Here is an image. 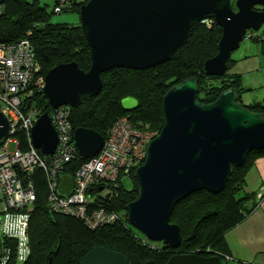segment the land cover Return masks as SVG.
Returning <instances> with one entry per match:
<instances>
[{"label":"water","instance_id":"obj_1","mask_svg":"<svg viewBox=\"0 0 264 264\" xmlns=\"http://www.w3.org/2000/svg\"><path fill=\"white\" fill-rule=\"evenodd\" d=\"M4 0H0V5ZM258 7V9H255ZM78 28L89 53V68L74 62L59 64L44 75L41 94L50 109L77 107L101 89L100 74L121 68L142 71L168 60L202 20L221 30L217 53L205 60L202 72L221 77L229 55L246 31L264 23V0H88L78 9ZM196 78L171 86L162 96L163 125L147 143L141 165L133 171L137 197L124 207L126 222L152 243L178 247V227L169 223L173 207L198 191L218 194L250 151L264 150V113L249 111L238 101L235 89L219 93L210 103L197 101ZM123 111L137 108L131 97L120 100ZM8 122L0 111V145ZM32 145L41 155H51L56 135L47 112L30 131ZM78 158L94 156L102 136L76 128L72 133ZM72 178L60 177L56 193L68 197ZM78 264H127L119 253L94 247ZM165 264H219L216 255H172Z\"/></svg>","mask_w":264,"mask_h":264},{"label":"trees","instance_id":"obj_2","mask_svg":"<svg viewBox=\"0 0 264 264\" xmlns=\"http://www.w3.org/2000/svg\"><path fill=\"white\" fill-rule=\"evenodd\" d=\"M57 1H54L53 7ZM87 1L65 0L66 7L62 11L78 13L79 7ZM27 32L29 35L25 36ZM220 34V28L213 23L206 27L203 22H199L184 44L164 63L142 71L115 68L100 74L99 93L82 100L77 107L70 108L72 129H89L104 137L116 119L126 117L132 126L146 127L156 135L163 125V94L171 86L190 77L197 80L198 102H213L220 92L233 88L241 103L240 93L244 90L240 87L238 76L228 77L224 74L221 77H208L202 72L203 62L217 53ZM22 38L29 41L42 76L52 67L70 62H74L83 72L89 68L88 48L78 24H51L49 15L43 7L38 6L36 0H4L0 5V43H14ZM251 40L264 57V40L255 36ZM233 63L229 57L226 71ZM207 81L218 82L212 86ZM125 97L137 101L135 110H122L120 100ZM27 106H32L38 114L50 110L45 97L36 91H32L31 97L23 103L22 110ZM244 107L251 112L264 113V99ZM261 156H264V150L247 153L240 167H232L230 177L218 194L203 190L191 193L173 207L169 223L178 227L180 235L179 245L175 249L162 243L149 242L142 235L136 236L127 224L124 207L137 197L134 169L129 172L128 184L120 182L113 197L103 202L106 210L117 213L118 221L94 231L87 230L77 220L50 212L45 204L43 181L37 179L35 200L28 221L29 255L22 264H78L83 255L94 247L121 254L127 264H165L172 255L194 254L206 257L220 254L223 234L248 215L257 204L254 199L252 207L245 205L249 196L242 192L241 187L244 174ZM83 161L76 156L67 164L64 173L73 175ZM4 243L6 241L3 240L1 245ZM6 264H14L12 254Z\"/></svg>","mask_w":264,"mask_h":264},{"label":"built area","instance_id":"obj_3","mask_svg":"<svg viewBox=\"0 0 264 264\" xmlns=\"http://www.w3.org/2000/svg\"><path fill=\"white\" fill-rule=\"evenodd\" d=\"M65 7V0H58L52 13L58 14ZM201 22L206 27L212 23ZM252 32L246 31L242 39L250 41ZM28 35L29 32L25 33ZM43 86L44 76L39 74L29 41L22 38L14 43H0V111L8 122L7 137L0 145V264H6L11 254L14 264H22L28 258L27 232L35 200V180L43 181L45 204L50 212L77 220L90 231L114 224L118 215L106 210L103 202L113 197L131 169L142 164L145 147L155 136L146 127L132 126L126 117L116 119L102 137L99 151L70 175V195L61 197L56 193L58 181L66 174L67 164L78 157L69 121L70 107L59 106L47 112L56 135L51 155H41L31 142L30 131L40 114L30 111L28 106L22 110L32 91L41 92ZM8 144L14 145L12 151ZM263 195L264 190L255 193L256 203ZM3 240L6 243L2 246ZM216 256L219 264L231 262L228 256Z\"/></svg>","mask_w":264,"mask_h":264},{"label":"crops","instance_id":"obj_4","mask_svg":"<svg viewBox=\"0 0 264 264\" xmlns=\"http://www.w3.org/2000/svg\"><path fill=\"white\" fill-rule=\"evenodd\" d=\"M254 45L255 50L249 56L241 54L242 58H231L234 63L225 73L228 77H239L244 90L240 93V101L244 106L264 99V94L259 93L264 89L254 85L255 76L264 70V57ZM241 189L249 196L245 205L252 207L255 193L264 190V156L257 158L246 171ZM219 253L230 257L229 264H264V195L248 215L223 234Z\"/></svg>","mask_w":264,"mask_h":264},{"label":"rangeland","instance_id":"obj_5","mask_svg":"<svg viewBox=\"0 0 264 264\" xmlns=\"http://www.w3.org/2000/svg\"><path fill=\"white\" fill-rule=\"evenodd\" d=\"M27 1L31 2L33 0H27ZM36 1L38 3V6L43 7L45 13L49 15V22L51 24H66V25L78 24V22H79L78 13H73L70 11H61L58 14H52V8H53L55 0H36ZM257 9H258V7H257ZM252 33L255 37L264 40V23L259 27V29L257 31H254ZM253 43L254 42L252 40L246 41V40L242 39L240 41L237 49L229 55L230 59L236 58L237 56L239 57L241 54H242V56H249L248 54L253 53L255 50V45ZM239 58H242V57H239ZM217 82L218 81H207L206 83L209 85L215 86V85H217ZM254 82H255L254 83L255 86L258 85L261 87V89H264V70H260L258 72V74L255 76ZM259 93L264 94V91H259ZM32 106L30 108V111H33ZM13 149H14V145L8 144V150L12 151ZM124 184L125 185L128 184L127 179L124 180ZM104 193H105V191L102 192V194H104ZM129 227H131V226H129ZM131 229H132V232L136 236H138V237L141 236V234L137 230L133 229L132 227H131Z\"/></svg>","mask_w":264,"mask_h":264},{"label":"flooded vegetation","instance_id":"obj_6","mask_svg":"<svg viewBox=\"0 0 264 264\" xmlns=\"http://www.w3.org/2000/svg\"><path fill=\"white\" fill-rule=\"evenodd\" d=\"M257 8V7H256Z\"/></svg>","mask_w":264,"mask_h":264}]
</instances>
